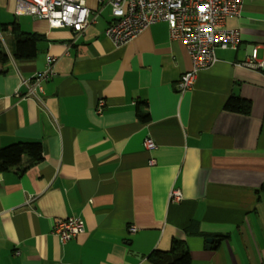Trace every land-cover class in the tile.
Returning a JSON list of instances; mask_svg holds the SVG:
<instances>
[{"label":"crops","instance_id":"obj_1","mask_svg":"<svg viewBox=\"0 0 264 264\" xmlns=\"http://www.w3.org/2000/svg\"><path fill=\"white\" fill-rule=\"evenodd\" d=\"M85 1L97 10L98 0ZM16 7L0 0L10 57L0 65V149L40 143L43 156L31 163L25 154L0 174V264H152L174 240L191 264H264V72L240 65L253 50L264 60V0H244L226 19L239 45L217 48L183 93L192 59L167 23L117 47L105 35L107 12L77 34ZM16 34L39 37L35 59H13ZM48 58L54 76L27 97ZM232 97L251 112L226 110ZM172 189L181 202L169 200ZM69 217L84 232L62 242L54 225Z\"/></svg>","mask_w":264,"mask_h":264},{"label":"built area","instance_id":"obj_2","mask_svg":"<svg viewBox=\"0 0 264 264\" xmlns=\"http://www.w3.org/2000/svg\"><path fill=\"white\" fill-rule=\"evenodd\" d=\"M244 0H98V8L92 11L85 0H17L16 14H26L45 20L52 29L69 28L77 34L89 26L90 16L96 20L103 12L110 18L105 35L115 46L121 47L136 39L151 25L165 22L172 39L181 40L191 56L193 68L183 74L178 83L179 92L190 90L197 73L216 62V49H236L240 42L239 30L228 29L225 21L239 17ZM53 59L48 58L47 70L37 74L29 86L27 97L43 91L42 83L54 76ZM252 70L264 72V60H259L257 50L240 64ZM27 85L29 81H24ZM104 101L98 102V113L103 112ZM146 149L156 148L154 141L147 138ZM172 202H181L183 194L172 189ZM81 218L69 217L54 225L53 233L62 242L76 239L84 232ZM135 227L130 228L135 233ZM19 254V253H17Z\"/></svg>","mask_w":264,"mask_h":264},{"label":"trees","instance_id":"obj_3","mask_svg":"<svg viewBox=\"0 0 264 264\" xmlns=\"http://www.w3.org/2000/svg\"><path fill=\"white\" fill-rule=\"evenodd\" d=\"M2 30L4 29H1V32ZM38 41L39 37L35 35L16 34L13 59L16 61L35 59L38 54ZM9 60L10 57L0 38V65L7 64ZM225 109L232 113L247 115L251 112L252 104L249 101L232 97L227 101ZM138 117L145 122L149 119V114L138 109ZM25 154L32 157L31 163L39 161L43 156V147L40 143L23 142L1 148L0 174L20 164ZM149 260L152 264H191L189 251L178 240L173 241L169 252L156 251L149 256Z\"/></svg>","mask_w":264,"mask_h":264},{"label":"water","instance_id":"obj_4","mask_svg":"<svg viewBox=\"0 0 264 264\" xmlns=\"http://www.w3.org/2000/svg\"><path fill=\"white\" fill-rule=\"evenodd\" d=\"M206 241L208 243V246H207L208 249L214 248V245H213L214 240L213 239H207Z\"/></svg>","mask_w":264,"mask_h":264}]
</instances>
